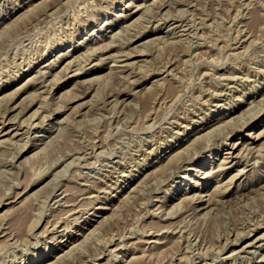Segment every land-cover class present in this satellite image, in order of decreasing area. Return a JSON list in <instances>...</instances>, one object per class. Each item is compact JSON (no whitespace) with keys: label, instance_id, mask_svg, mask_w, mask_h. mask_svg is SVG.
<instances>
[{"label":"rangeland","instance_id":"obj_1","mask_svg":"<svg viewBox=\"0 0 264 264\" xmlns=\"http://www.w3.org/2000/svg\"><path fill=\"white\" fill-rule=\"evenodd\" d=\"M263 23L264 0H0V264H264V236L240 249Z\"/></svg>","mask_w":264,"mask_h":264},{"label":"bare ground","instance_id":"obj_2","mask_svg":"<svg viewBox=\"0 0 264 264\" xmlns=\"http://www.w3.org/2000/svg\"><path fill=\"white\" fill-rule=\"evenodd\" d=\"M33 2V1H32ZM65 4V3H64ZM84 9V8H83ZM35 10V9H34ZM80 10V9H79ZM89 10V9H88ZM56 12H57V10H56ZM61 12V11H60ZM59 12V13H60ZM80 12H82V11H80ZM58 13V12H57ZM137 12H133V13H130V14H128L126 17H128L129 19H131V18H133L134 17V15L136 14ZM50 16V15H49ZM59 16V15H58ZM45 17V16H44ZM47 20V19H46ZM258 23H260V22H258ZM264 24V23H263ZM43 25V24H42ZM182 25V24H181ZM28 27V26H27ZM170 28V27H169ZM238 29V28H237ZM262 29V28H261ZM22 31V30H21ZM237 31V30H236ZM32 32V31H31ZM30 32V33H31ZM238 32V31H237ZM46 33V32H45ZM3 34V33H2ZM1 34V35H2ZM24 34H26V33H24ZM173 34V33H172ZM6 35V34H5ZM43 36V35H42ZM160 37V36H159ZM41 38V37H40ZM166 38V37H165ZM236 38V37H235ZM245 39V38H244ZM33 40V39H32ZM169 40V39H168ZM165 41V40H164ZM33 42V41H32ZM31 42V43H32ZM186 42H188V41H186ZM39 43V42H38ZM186 44V43H185ZM26 46V45H25ZM201 46V45H200ZM194 49H196V48H194ZM32 50V49H31ZM121 50V49H120ZM27 51V50H26ZM124 51V50H123ZM128 51V50H127ZM142 51V50H141ZM193 51V50H192ZM122 52V51H121ZM187 52V51H186ZM190 52V51H189ZM38 53V52H37ZM118 54V53H117ZM200 54V53H199ZM235 54V53H234ZM122 55V54H121ZM201 55H202V53H201ZM194 56H195V54H194ZM199 56V55H198ZM204 55H202V57H203ZM189 58V57H188ZM191 58V57H190ZM196 58V57H195ZM57 59V58H56ZM73 59V58H72ZM201 59V58H200ZM112 60V59H111ZM29 61V60H28ZM33 61V60H32ZM184 61V60H183ZM185 62V61H184ZM187 62V61H186ZM17 63V62H16ZM124 63V62H123ZM81 64V63H80ZM169 64V63H168ZM20 65H22V64H20ZM30 65V64H29ZM50 65V64H49ZM75 65V64H74ZM83 65V64H82ZM32 67V66H31ZM113 67V66H112ZM78 69V68H77ZM39 70V69H38ZM162 70H164V68L162 69ZM48 71V70H47ZM40 72H41V70H40ZM77 72V71H76ZM78 72H81V71H79L78 70ZM161 73V72H160ZM205 73V72H204ZM203 73V74H204ZM207 73V72H206ZM174 74V73H173ZM208 74V73H207ZM229 74H231V73H229ZM130 75V74H129ZM115 77V76H114ZM122 77V76H121ZM128 77V76H127ZM14 78V77H13ZM234 78V77H233ZM222 79V78H221ZM134 81V80H133ZM131 82V81H130ZM31 83V82H30ZM227 83V82H226ZM225 84V83H224ZM223 86V85H222ZM133 90V89H132ZM232 90H234V89H232ZM131 92V91H130ZM218 92V91H217ZM213 93V92H212ZM232 93V92H231ZM222 94V93H221ZM213 95V94H212ZM219 98V97H218ZM114 100V99H113ZM212 100V99H211ZM224 101V100H223ZM228 101V100H227ZM206 102V101H205ZM18 104V103H17ZM205 104V103H204ZM215 104V103H214ZM13 117V116H12ZM24 118V117H23ZM195 119V118H194ZM180 120V119H179ZM13 122V121H12ZM36 122V121H35ZM183 123V122H182ZM34 124H37V123H34ZM6 127H7V125L4 123V124H2V126L0 127V138L1 137H4V136H9V135H11V133L13 132V131H17V130H19V127H16L15 128V130H12L11 131V127L8 129V130H6ZM39 127V126H38ZM179 127V126H178ZM177 127V128H178ZM214 127V126H213ZM211 131V130H210ZM179 132V131H178ZM16 133H14V135H15ZM158 137V136H157ZM6 138H8V137H6ZM158 139V138H157ZM162 139V138H161ZM48 140V139H47ZM208 140V139H207ZM210 140V139H209ZM13 141V140H12ZM153 141V140H152ZM151 141V142H152ZM249 144H251V143H249ZM26 145V144H25ZM245 149H247V148H245ZM99 150V149H98ZM156 150V149H155ZM225 153L223 154V156L221 157V159H222V161L221 162H223V163H230L233 159H234V157H235V148H234V146H232V147H230V148H227L226 149V151H224ZM237 152V151H236ZM259 152V151H258ZM83 156V155H82ZM110 158V157H109ZM217 160V159H216ZM110 162V161H109ZM85 163V162H84ZM112 163V162H111ZM80 164V163H79ZM81 165V164H80ZM94 165V164H93ZM92 165V166H93ZM98 165V164H97ZM89 166V165H88ZM53 192V191H52ZM261 193V192H260ZM202 194V193H201ZM91 195V194H90ZM241 195V194H240ZM208 196V195H207ZM62 197V196H61ZM67 200V199H66ZM53 202V201H52ZM207 202V201H206ZM208 209V208H207ZM65 210V209H64ZM168 211V210H167ZM169 213V212H168ZM170 216V215H169ZM263 220V219H262ZM247 224V223H246ZM263 225V224H262ZM242 226V225H241ZM178 227V226H177ZM254 227V226H253ZM258 231V230H257ZM44 233V232H43ZM251 233V232H250ZM93 235V234H92ZM236 235H239V234H236ZM264 236V234H261L260 236H254L253 238H250V240L247 242V243H245L244 244V246L242 247V248H240V249H249V248H253L254 249V247L257 245L256 243H258L259 242V239H261L262 237ZM227 240V239H226ZM233 240V239H232ZM8 241V240H7ZM222 242V241H221ZM63 243V242H62ZM77 245V244H76ZM80 246V245H79ZM82 246V245H81ZM121 246V245H120ZM258 247V246H257ZM81 248V247H80ZM122 248V247H121ZM220 248V247H219ZM259 248H262V246H260L259 245ZM84 250V249H83ZM206 250H207V248H206ZM97 251V250H96ZM208 251V250H207ZM93 253V252H92ZM145 253V252H144ZM150 254V253H149ZM262 254V253H261ZM114 255V254H113ZM81 256V255H80ZM150 256V255H149ZM74 258V257H73ZM181 257L179 256V259H180ZM88 260V259H87ZM261 260H263V262H264V259L262 258ZM179 261V260H178ZM47 263V262H46Z\"/></svg>","mask_w":264,"mask_h":264}]
</instances>
